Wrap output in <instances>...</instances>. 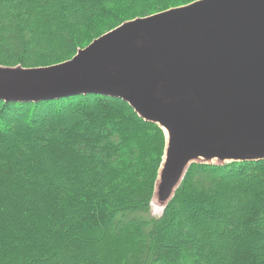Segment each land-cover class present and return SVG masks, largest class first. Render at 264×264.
Instances as JSON below:
<instances>
[{"label": "trees", "instance_id": "16d2710c", "mask_svg": "<svg viewBox=\"0 0 264 264\" xmlns=\"http://www.w3.org/2000/svg\"><path fill=\"white\" fill-rule=\"evenodd\" d=\"M151 1L0 0V66L62 63L197 0ZM164 147L119 99L0 101V264H264V160L193 164L156 218Z\"/></svg>", "mask_w": 264, "mask_h": 264}, {"label": "water", "instance_id": "95a60500", "mask_svg": "<svg viewBox=\"0 0 264 264\" xmlns=\"http://www.w3.org/2000/svg\"><path fill=\"white\" fill-rule=\"evenodd\" d=\"M85 95L119 99L163 132L159 208L193 164L264 160V0H197L123 22L62 63L0 66V101Z\"/></svg>", "mask_w": 264, "mask_h": 264}, {"label": "rangeland", "instance_id": "374dc122", "mask_svg": "<svg viewBox=\"0 0 264 264\" xmlns=\"http://www.w3.org/2000/svg\"><path fill=\"white\" fill-rule=\"evenodd\" d=\"M161 3V1L159 0H152L151 3L149 5H145V6H142L143 8H147L149 9V7L152 9L153 6H156V5H159ZM79 119H82V121L85 122V120H83L82 117H78ZM36 122H38L39 124V121L36 120ZM86 123V122H85ZM212 164H217L216 161H213L211 162ZM187 209H182V211H186ZM150 214L153 216V217H156V218H159L160 216H162L164 210L163 208H159V206L156 204L155 200H151V204H150ZM181 211V210H180ZM177 264V263H176ZM179 264V263H178ZM202 264H205V262H202Z\"/></svg>", "mask_w": 264, "mask_h": 264}]
</instances>
